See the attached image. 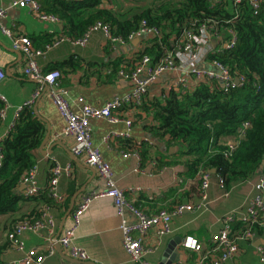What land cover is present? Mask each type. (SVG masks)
<instances>
[{
	"label": "crops",
	"instance_id": "0c3cea01",
	"mask_svg": "<svg viewBox=\"0 0 264 264\" xmlns=\"http://www.w3.org/2000/svg\"><path fill=\"white\" fill-rule=\"evenodd\" d=\"M15 0H0V8L6 9V16L0 24L11 30L16 37H27L35 49H40L46 40L56 39L63 34L61 22L43 23L35 20L25 8L12 6ZM234 3L235 0H222ZM132 0H103V8L123 10L132 7ZM219 33V32H218ZM223 31L212 40L215 52L224 47ZM151 39L149 36L139 38L138 42H126L125 44H110L101 30L91 34L85 47L77 46L71 41L64 40L58 46L46 51L37 58L41 70L46 73L52 71L60 63L70 61V64L57 69L61 73L60 86L66 90V99L74 112H78L81 103L78 98H83L84 104L102 106L106 101L115 97H121L130 91V85L112 71L121 68H130L136 62L137 56ZM11 39L4 35L0 29V68L5 72V79L0 82V95L6 99V117L0 121V140L10 131L14 121L15 112L19 108H25L38 83L24 76L21 72L23 56L14 51ZM198 70L213 71L207 60L197 64ZM184 74L180 70L160 75L156 82L149 86L144 98V106L137 107L125 113V118L132 121L129 136H113L107 142L104 138L111 132L125 133V123L109 124L101 119L90 121L93 143L99 147L101 153L111 167L116 186L126 190L137 188L133 194H127L128 200L142 207L148 214L156 213L160 209H171L180 203H197L200 201V189L198 192L199 178H189L183 172L187 168L183 159L175 154L177 149L167 144V137L159 139L151 132L152 116L149 113V103L155 98H163L169 92L180 91L178 80ZM190 90L197 85L193 76L188 77ZM36 104L37 112L44 126V135L49 129L48 142L42 150H48L53 142H60L62 146H54L48 154L38 150L32 152L33 160L37 166L36 180L38 186L45 190L54 162L60 165H71L69 175H63L58 184L60 193L71 199L73 194L86 184L74 206L87 194L101 192L106 189L105 182L96 173L88 169L81 158H74L69 150L70 141L58 137L64 122L56 111L52 100L45 92L41 94L31 107ZM147 107L148 111L144 109ZM124 117V115H123ZM144 150L142 161L137 170V162L134 157H123L126 152L133 151L136 145ZM173 148V149H171ZM159 167L157 168L156 165ZM175 164H167V163ZM155 163V165H152ZM90 168V167H89ZM264 170V169H263ZM262 170V171H263ZM261 171V172H262ZM260 174H255L244 183L234 185L227 193H223L218 186L217 178L212 176L209 188L206 190V200L201 210L184 212L172 220V232L166 236L157 238L154 231H150L146 238V245L156 247V251L146 256L150 264H159L163 254L170 250L171 264H193L198 255L184 251L180 244L186 236H193L203 246L208 248L210 239L221 229V219L229 212L243 213L249 204L250 198L255 194V186ZM22 195V191L19 192ZM200 197V198H199ZM41 196L26 202H20L14 213L0 215V245L6 244L1 255L2 264H11L21 257V254L12 250L7 242V233L15 222L22 216H28L37 212L44 205ZM67 200V201H68ZM70 201L68 203V206ZM63 206H51V213L56 220L57 227L53 234L45 231L39 234L24 233L22 238L29 249H35L38 253H45L48 239L53 243L58 226L63 215ZM130 222L132 221L129 216ZM71 217H67L63 229L71 226ZM120 220L116 215L114 204L109 197H97L91 200L89 208L81 216L80 224L75 232L74 245L86 251L87 261H73L66 249H61L62 254L55 253L42 262V264H133L122 246V232L119 228ZM254 228H259L255 225ZM62 229V231H63ZM260 229V228H259ZM61 231V233H62ZM257 238L250 244L240 242L239 253L231 261L225 264H261L256 252V246L264 245V230L258 232ZM49 237V238H48ZM59 238V236H58ZM57 238V239H58ZM54 244V243H53ZM55 247V245H54ZM64 255L67 258H63ZM73 259V258H71ZM76 260V259H74ZM166 261L164 262V264Z\"/></svg>",
	"mask_w": 264,
	"mask_h": 264
},
{
	"label": "trees",
	"instance_id": "16d2710c",
	"mask_svg": "<svg viewBox=\"0 0 264 264\" xmlns=\"http://www.w3.org/2000/svg\"><path fill=\"white\" fill-rule=\"evenodd\" d=\"M40 5L43 11L58 17L62 25L61 36L71 41L80 39L96 23L107 26L112 37L124 41L140 28L143 21L147 27L157 28L160 38H151L136 59L149 57L151 65H156L168 53L174 54L182 45L183 33L188 30L196 31L206 25L219 33L223 31L226 42L227 31L232 29L236 35L234 47L220 49L207 61L219 62L232 77L242 78V83L227 92L216 81L200 83L185 94L172 90L161 99L155 98L149 103L154 123L151 132L161 140L167 137V144L176 147L175 154L179 159L185 158L183 164L187 171L183 174L187 177L199 178L201 172L214 170L212 176L223 182V193L251 179L259 171L264 161L263 4L257 10L252 8L249 0L239 3L149 0L148 4H135L123 10L103 8V0H40ZM52 42L53 39L46 40L40 49ZM69 64L70 61L60 63L53 70ZM141 106H144V99L138 107ZM144 109L148 111L146 105ZM244 123H248V127L238 138ZM43 134L41 120L33 110L25 107L0 140V215L14 213L18 203L39 196L44 204L37 212L22 216L15 223L37 217L46 206L56 205L46 191L32 199L17 193L21 177L35 165L32 152L39 147ZM230 139L238 141L234 151H228L223 145ZM141 146L133 147L140 157L144 156ZM197 186L199 192L200 180ZM69 201L62 205L61 215L67 210ZM261 220L264 221V217ZM241 227L240 222H235L233 231L238 232ZM256 229L261 232V228ZM5 246L0 245V258Z\"/></svg>",
	"mask_w": 264,
	"mask_h": 264
},
{
	"label": "built area",
	"instance_id": "2783aa9c",
	"mask_svg": "<svg viewBox=\"0 0 264 264\" xmlns=\"http://www.w3.org/2000/svg\"><path fill=\"white\" fill-rule=\"evenodd\" d=\"M208 1L215 3L222 0ZM240 1L235 0L234 3H239ZM249 2L254 10H257L260 4L264 5V0H249ZM12 6L27 9L32 17L39 22L59 23L57 16L43 11L40 0H15ZM5 16L6 9L0 8V21ZM0 29L4 35L11 39L12 49L23 56L22 74L38 83L31 99L24 104V107H31L35 100L42 94L44 88H46V93L49 95L56 111L64 122L62 130L57 136L63 140L70 141L69 150L71 155L74 158H81L86 166L94 169L95 173L106 185L104 191L91 192L82 197L74 206L70 213L72 224L70 227L63 229L57 240L60 248L66 249L69 256L73 259L79 261L88 260L86 251L73 243L75 232L80 224V218L89 208L91 200L97 197H109L113 201L116 215L120 220L119 228L122 232V246L131 262L133 264H150L146 260V256L156 251L155 246L149 247L146 245V238L150 231H154L157 238L160 239L172 232V220L174 217L184 212L201 210L203 202L206 200L205 192L209 188L213 173L211 171H203L199 176L201 182V199L199 202L180 203L169 210L160 209L156 213L148 214L142 207L135 205L127 198V194H133L138 191L137 188L123 190L116 186L111 167L105 161L99 147L93 143L90 121L92 119H101L109 124L125 123L127 127L125 133L111 132L105 136V142L113 136H129L132 121L125 118V113L137 108L143 102L149 86L156 82L160 75L175 70H180L184 74L178 80L179 92L181 94L191 91L188 84V77L190 76L194 77L196 86L200 83L216 81L225 92L240 85L243 79L238 78V84H236L235 78L231 76L229 70L217 61L210 63L213 71H203L195 68L197 64L206 61L210 55L215 53L212 40L217 38V30L206 25H201L196 31L188 30L183 33L181 38L182 45L174 54L168 53L156 65H151L149 57L145 56L139 61H136L132 67L119 69L116 75L129 83V92L123 94L121 97H115L106 101L102 106L84 104L83 98L80 97L78 98V102L81 105L78 112H74L66 99V90L60 86L61 73L58 70L44 73L37 63V58L45 54L46 51L58 46L64 40H71L60 36L41 50L35 49L27 37H16L10 29L1 24ZM98 30L103 32L110 44H125L126 42L134 40V38L144 36L151 38H160L161 36L157 28L147 27L143 21L140 28L129 35L127 41H124L121 38L112 37L107 26L96 23L88 28L80 39L71 42L77 46L85 47L91 34ZM227 34L229 38L223 48L232 49L236 43V35L232 29H229ZM4 79L5 72L0 68V82ZM6 110V99L0 95V121L5 119ZM21 110L22 108H19L15 112V118ZM247 127L248 123H244L238 138L243 136L244 129ZM223 145L228 151H234L238 146V141L230 139L225 141ZM131 156L136 159L137 170H139L141 157L138 151L133 150L123 154V157ZM1 158L0 153V162ZM152 165H155V163ZM70 172L71 165L62 166L58 162L53 161L47 187L45 190H42L37 184V166L34 165L19 181V185L23 187L22 196L24 198H33L46 191L56 205H65L68 197L59 192L58 184L60 178L63 175H69ZM217 181L218 186L222 189L223 182L218 179ZM50 209L49 206H46L40 212L39 216L15 223L7 233V242L10 248L21 254V257L11 264H42L46 257L55 253L54 244L49 239L45 253H38L33 248H27L22 238L24 233L39 234L45 231L49 235L53 234L57 225ZM129 216L132 218L131 222ZM262 217H264V171L258 177L255 194L250 198L245 211L243 213L235 211L226 213L221 219V229L211 237L208 248H203L193 236H186L180 246L184 251L198 255V259L193 264H225L238 255L240 242L252 244L256 240L257 233L254 228L255 225L264 230V221L261 220ZM235 222H240L242 226L238 232L233 231ZM256 252L260 263L264 264V245L256 246Z\"/></svg>",
	"mask_w": 264,
	"mask_h": 264
},
{
	"label": "water",
	"instance_id": "95a60500",
	"mask_svg": "<svg viewBox=\"0 0 264 264\" xmlns=\"http://www.w3.org/2000/svg\"><path fill=\"white\" fill-rule=\"evenodd\" d=\"M138 41H139V38H134V40H133V42H138ZM18 54H19V53H18ZM19 55H20V54H19ZM235 83L238 84V78H235ZM45 92H46V88H44V91L42 92V95H43ZM33 111H34L35 113L37 112L36 104H35V106L33 107ZM49 135H50V132H49V129L47 128V131H46V133H45V135H44V138L42 139V141H41V143H40V145H39V148H38V150H39L40 152L44 153V154H48V153L51 151L52 147H54V146H56V145H57V146H62L60 142H53V143H51V145L49 146L48 150H42V147L48 142ZM171 149H173V148H171ZM88 169L92 172V174L95 173L94 169L89 168V167H88ZM263 169H264V161L262 162V165H261L259 171L257 172V174H260L261 171H262ZM211 172L214 173V170H211ZM85 188H86V184L83 185V186L80 188V190L76 191V192L73 194V196L71 197V199H70V204H69L67 210L65 211V213L63 214V217L61 218L60 224H59V226H58V231H57L56 237L53 238V243H54V245H55L56 251H57V253H59L60 255L62 254V253H61L62 250H61L59 244L57 243V240H58L57 238H58V236H60V234H61V231H62V229H63V227H64V223H65L67 217L70 215L71 211H72L73 208H74V204H75V200H76L77 196H78L81 192H83V191L85 190ZM22 190H23V187L20 186V187L17 189V193L21 192ZM169 252H170V250H167V251L163 254V258H162V260H161V262H160L159 264H164L165 261H166L165 264H171V261H170V260H166L167 258H169V254H170ZM62 257H63V258H67V257H65L64 255H62ZM68 259H69V260L76 261V262H79L78 260H74V259H71V258H68ZM79 263H81V262H79Z\"/></svg>",
	"mask_w": 264,
	"mask_h": 264
},
{
	"label": "rangeland",
	"instance_id": "374dc122",
	"mask_svg": "<svg viewBox=\"0 0 264 264\" xmlns=\"http://www.w3.org/2000/svg\"><path fill=\"white\" fill-rule=\"evenodd\" d=\"M133 1V4L135 5H145V4H148L149 3V0H132ZM133 5V6H134Z\"/></svg>",
	"mask_w": 264,
	"mask_h": 264
}]
</instances>
